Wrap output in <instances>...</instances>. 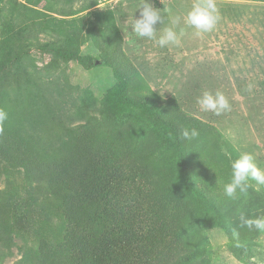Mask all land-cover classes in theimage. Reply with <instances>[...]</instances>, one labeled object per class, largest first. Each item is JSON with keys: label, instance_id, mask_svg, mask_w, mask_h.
I'll use <instances>...</instances> for the list:
<instances>
[{"label": "trees", "instance_id": "trees-1", "mask_svg": "<svg viewBox=\"0 0 264 264\" xmlns=\"http://www.w3.org/2000/svg\"><path fill=\"white\" fill-rule=\"evenodd\" d=\"M98 3L0 0V264L13 249L10 264H214L215 229L232 258L257 264L264 232L241 216L264 218V186L249 180L236 200L223 191L231 161L254 145L210 121L232 107L200 117L152 88L141 48L161 47ZM33 50L48 55L41 67ZM69 62L106 67L111 85L69 83ZM181 128L199 135L185 140Z\"/></svg>", "mask_w": 264, "mask_h": 264}, {"label": "rangeland", "instance_id": "rangeland-1", "mask_svg": "<svg viewBox=\"0 0 264 264\" xmlns=\"http://www.w3.org/2000/svg\"><path fill=\"white\" fill-rule=\"evenodd\" d=\"M192 0H150L154 7L160 9L169 10L170 15H166L164 22L156 24L159 27V30L162 32L165 27H171V16L180 17L179 25L175 26L174 30L178 35V42L176 44H169L164 48H154L150 49L146 45L141 49H145L146 56L148 59V64L150 70L154 75L153 82H158L157 84L152 83V88H158L162 94H174L179 95L183 100L181 104L184 109L193 107L198 112V116H202L201 113L204 112L200 109V106L197 104V97L200 96L205 90L198 89L196 86L199 85L201 88L205 89L206 83H209V86H212V91L222 92L229 100L236 99L233 103H230L233 113L221 117L218 122L210 120L211 123L219 128L224 136H227L232 141L238 139H243L244 142H252L254 145V156L258 158L263 163L256 161L257 165L259 162V167L264 168V147L262 141L264 137V128L258 130L261 126L258 125L260 120L259 116L264 115V89L256 83L262 78V73L258 70V67H252L255 71L248 72L245 75V49L247 47H254L260 45L259 42L264 40V30L261 24L251 25L247 21L241 23H236L232 25H226L220 29L212 30L207 33L197 34L195 29H191L188 25L182 23L184 22V16L187 11L192 7ZM98 5L103 4L104 6L108 5L114 9L117 13V18L119 24L121 23L126 27L130 19V13L139 3V0H98ZM243 4L244 1H241ZM106 4V5H105ZM97 5V6H98ZM139 14V10H136ZM134 11V12H136ZM237 12V11H236ZM134 18L135 13H133ZM259 17L264 20V4L263 3H253L248 12L241 16L247 19L251 17ZM127 28V27H126ZM248 28L247 31L243 29ZM130 32V28L128 31ZM236 33L242 34L243 40L236 42L233 40H218L217 37L221 36L222 33ZM263 32L262 37L258 39L257 33ZM182 33V35H181ZM127 36H130L129 33H125ZM126 36V37H127ZM188 39L181 42V37H186ZM131 38V37H130ZM129 38V41H130ZM217 38V40H215ZM156 46V45H154ZM147 47V48H146ZM230 49L236 50L235 56L239 58L235 62L230 59L226 63H221L220 54L217 50L229 51ZM87 51V47L85 49ZM258 52H263L262 48L259 47ZM36 64L38 67H41L48 61V55H39L36 50L32 51ZM241 56L243 58H241ZM165 57V58H164ZM225 62V61H223ZM223 64V66L221 65ZM165 68V75L159 73L161 68ZM232 69V70H231ZM65 73L68 75V81L71 84H76L80 88L85 86H94L98 90H103L105 87H108L112 83V78L104 66H97L92 70H83L81 67L74 65L72 62H69L64 66ZM255 75V78L248 81V89H243L239 85H244V82H239L244 79L245 76L252 77ZM53 78H61V75L58 71L53 72ZM185 82L190 83L189 86H185ZM193 84V85H192ZM239 87V88H238ZM187 91L190 93L191 100H184L182 92ZM242 91H244L242 93ZM80 92V91H79ZM191 92H195L194 94ZM240 96L245 97V101L241 102L247 106L240 105ZM194 99V100H193ZM239 100V101H238ZM260 105V106H257ZM244 113L250 118V123L246 122V117ZM261 122V121H260ZM259 140L260 145L256 146L253 141ZM210 242L212 244L214 252V264H242L232 258L224 249L225 237L221 230L215 229L210 232ZM259 249L261 255L257 254L256 259L257 264H264V242ZM19 257L15 249H13V255L7 259V264H10L12 261Z\"/></svg>", "mask_w": 264, "mask_h": 264}, {"label": "clouds", "instance_id": "clouds-1", "mask_svg": "<svg viewBox=\"0 0 264 264\" xmlns=\"http://www.w3.org/2000/svg\"><path fill=\"white\" fill-rule=\"evenodd\" d=\"M250 3H263L259 1L239 0ZM97 7L104 9L101 3ZM139 10V17L134 18V11ZM166 15H170L169 10L160 9L153 6L150 0H139L130 13L128 28L138 38H147L154 40L159 47L164 48L169 44L178 42L175 26L179 25L180 17L171 16V27H165L159 35L155 25L159 22L162 24ZM215 0H196L192 7L187 11L184 17V23L196 30L197 34L212 31L220 20ZM182 35V33H181ZM197 104L204 112H212L220 116L231 110L228 98L220 91H204L197 97ZM7 119V112L0 109V123ZM199 132L193 128H181L180 136L188 141L198 137ZM231 179L224 185V194L236 200L239 194L245 193L248 187V181L253 180L257 185L264 186V168H261L255 162V157L249 152L241 153L237 158L231 161ZM241 221L248 228H255L264 232V218H245L241 216Z\"/></svg>", "mask_w": 264, "mask_h": 264}, {"label": "crops", "instance_id": "crops-1", "mask_svg": "<svg viewBox=\"0 0 264 264\" xmlns=\"http://www.w3.org/2000/svg\"><path fill=\"white\" fill-rule=\"evenodd\" d=\"M196 2V0H192L191 1V5H193ZM215 3L217 5L218 8V12L220 15V20L218 21V23L216 24L215 28L213 30H217L220 29L226 25H232V24H236V23H241L243 21H247L248 23H250L251 25H255V24H261V26L263 27L264 30V20L263 18H259V17H251L249 19L242 17V15H244L245 13L248 12L250 6L253 3L250 2H244L243 4L241 3V1L239 0H215ZM237 11V12H236ZM138 14V13H137ZM186 16V15H185ZM184 16V17H185ZM138 18V17H137ZM190 27V26H189ZM191 29H194L191 27ZM248 28L243 29V31H247ZM257 33V37L258 39H260L262 37L263 32L259 33V32H255ZM264 35V34H263ZM189 38V37H188ZM187 36L184 37V39H188ZM218 40H233L235 39L236 42H239L240 40H243V35L242 34H236V33H227V34H223L219 37H217ZM217 38L215 40H217ZM260 45L254 46V47H247V51H245V56H247L246 60H245V75L248 72H252L255 71V69H251L252 67H258V70L263 74L262 78L260 80H258L256 83L260 86V88L264 89V40H262V42H259ZM259 47L262 48L263 52H258ZM218 54H220V60L222 61L221 63H226L230 57L232 58V60H234L233 62H235L236 60H238L239 58H237L235 56L236 54V50L234 49H230L229 51H221V50H217ZM241 58H243L241 56ZM225 61V62H223ZM223 66V64H221ZM232 70V69H231ZM252 78H255V75L253 74L252 77H247L245 76L243 80L239 81V82H244V85H239V87L243 88V89H248V81L247 79L251 80ZM238 87V88H239ZM236 99H232L230 100V103H233V101ZM245 101V97L242 98V96H240V105H244L242 102ZM244 105V109H245ZM260 106V105H257ZM247 108V106H246ZM248 113H244V116L246 117ZM260 120H259V124L261 126V128H264V115L259 116ZM261 121V122H260ZM246 122H250V121H246ZM262 123V124H261ZM264 141V137L262 138ZM254 144H256V146L260 145V141L257 139L256 141H253ZM263 147H264V142H263Z\"/></svg>", "mask_w": 264, "mask_h": 264}]
</instances>
